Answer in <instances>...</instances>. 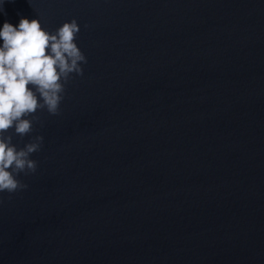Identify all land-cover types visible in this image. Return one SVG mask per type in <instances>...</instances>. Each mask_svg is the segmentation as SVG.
<instances>
[{
  "label": "water",
  "instance_id": "obj_1",
  "mask_svg": "<svg viewBox=\"0 0 264 264\" xmlns=\"http://www.w3.org/2000/svg\"><path fill=\"white\" fill-rule=\"evenodd\" d=\"M86 57L37 110L0 264H264V0H0ZM32 119V117H27Z\"/></svg>",
  "mask_w": 264,
  "mask_h": 264
},
{
  "label": "clouds",
  "instance_id": "obj_2",
  "mask_svg": "<svg viewBox=\"0 0 264 264\" xmlns=\"http://www.w3.org/2000/svg\"><path fill=\"white\" fill-rule=\"evenodd\" d=\"M79 31L75 19L52 33L38 19L24 17L16 26L5 21L0 27V192L26 188L17 176L36 170L29 157L40 150L43 137L18 149L5 133L30 134L37 110L58 114L64 84L70 74L82 75L81 64L87 62L75 43Z\"/></svg>",
  "mask_w": 264,
  "mask_h": 264
}]
</instances>
